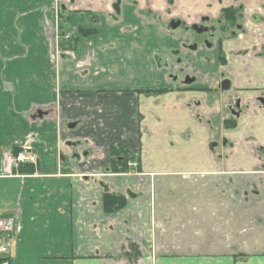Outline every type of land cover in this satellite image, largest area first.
Masks as SVG:
<instances>
[{
	"label": "crops",
	"instance_id": "0c3cea01",
	"mask_svg": "<svg viewBox=\"0 0 264 264\" xmlns=\"http://www.w3.org/2000/svg\"><path fill=\"white\" fill-rule=\"evenodd\" d=\"M117 1L0 0V213L19 217L13 263L264 264V0H122L119 13ZM230 6L241 28L185 56L196 81L179 87L167 62L191 36L172 23ZM61 14L80 38L74 58L57 53ZM157 88L169 91L146 92ZM198 135L200 152L157 147ZM115 144L139 155L141 175L110 170ZM24 146L35 163L1 175L3 154Z\"/></svg>",
	"mask_w": 264,
	"mask_h": 264
},
{
	"label": "flooded vegetation",
	"instance_id": "af4514ba",
	"mask_svg": "<svg viewBox=\"0 0 264 264\" xmlns=\"http://www.w3.org/2000/svg\"><path fill=\"white\" fill-rule=\"evenodd\" d=\"M121 2L122 0L117 1L114 4V9L117 13L120 12L121 8ZM227 8H236L237 11V20L234 22L232 20H228L227 16L223 15V10ZM220 15L216 18H211V17H202L198 19L195 23L188 25L187 23H183L181 21H177L172 23L171 27L174 29H179L182 28V31L184 33H187L191 36V41L190 42H185L182 44L181 48L176 50V53H174L176 56H179V59L176 60L175 57L170 55L169 57L173 59V65L167 62L168 66L173 67V73H172V79L174 80L175 83L179 87H185L188 85L193 84L196 81L195 76H191L190 73L191 67L188 66L189 62L187 63L184 61L185 56H188V54H197L198 48L202 45L207 48L214 47L218 44L219 40L221 41L220 37L224 35H228L229 32L230 34H236L239 28L242 26V14H241V8L240 7H235V6H230L224 8ZM258 19V16L255 17ZM264 20V19H263ZM219 61L223 62V56L221 55L219 57ZM222 60V61H221ZM228 79L223 78L222 82H218V91H222V93H227L231 90V81L230 82V88L228 90H222V83ZM173 82V83H174ZM213 84L216 85V81H212ZM163 89V92L169 91L167 88H157L153 90H159ZM153 90H148L146 91L147 93H152L150 91ZM154 93V92H153ZM160 93H154V94H162ZM237 106H239V103L235 102L233 106H231V110L234 112L238 111Z\"/></svg>",
	"mask_w": 264,
	"mask_h": 264
},
{
	"label": "trees",
	"instance_id": "16d2710c",
	"mask_svg": "<svg viewBox=\"0 0 264 264\" xmlns=\"http://www.w3.org/2000/svg\"><path fill=\"white\" fill-rule=\"evenodd\" d=\"M237 9L236 8H227L223 10V15L227 16L228 20H232L233 22L235 20H237ZM61 18H64V15L61 14ZM63 21V20H62ZM61 21V25L60 28L62 30V32L64 33L65 31H70L68 29H66V26H64V21ZM90 30H80L79 34L82 36H87L90 34ZM80 41V38L78 37V35L73 34L72 38L70 40H65L61 42L60 48L61 49H73L75 50ZM150 92H154V93H162L163 89H159V90H153ZM235 123V121L233 119L230 120H226V124L228 126H233ZM111 154H112V160H111V168L110 170H112L113 173L116 174H122V173H127L129 170L128 167V162L130 160H133L135 157L133 155V153H131L124 145L122 144H115L112 146L111 149ZM27 170V169H26ZM118 195H114L113 193H106L105 194V201L107 204H110L113 200H117L120 203V206H124L123 204V199L121 197V200H119Z\"/></svg>",
	"mask_w": 264,
	"mask_h": 264
},
{
	"label": "built area",
	"instance_id": "2783aa9c",
	"mask_svg": "<svg viewBox=\"0 0 264 264\" xmlns=\"http://www.w3.org/2000/svg\"><path fill=\"white\" fill-rule=\"evenodd\" d=\"M31 148L26 147L25 151L19 152L16 156L9 153L4 155L3 172L12 174L14 168L24 162H34L35 155L28 152ZM19 231L18 219L16 216H5L0 214V259L1 264H11L10 248L12 236Z\"/></svg>",
	"mask_w": 264,
	"mask_h": 264
},
{
	"label": "rangeland",
	"instance_id": "374dc122",
	"mask_svg": "<svg viewBox=\"0 0 264 264\" xmlns=\"http://www.w3.org/2000/svg\"><path fill=\"white\" fill-rule=\"evenodd\" d=\"M60 18H61V15H60ZM62 20L65 21L64 18H61V21ZM59 32H61V31L59 30ZM216 78H217L218 82L223 81V79L220 75H217ZM217 93H219V91ZM209 95L213 96L215 94L209 93ZM221 131L217 132L215 139L220 140L223 143L225 141V135L223 133H221ZM189 134H191V133L190 132L185 133V135H189ZM190 140H191L190 144L174 143L172 145V144L161 143V144H158L157 147L159 149V152L164 154V155L172 154V153L181 154V153H187V152H191V151H199V152L203 151V147H204L203 143L205 142V137H203L202 135H200V136L198 135L197 137L191 138ZM171 141L174 142V140H171ZM154 148H155V144H153L151 146V150H154ZM214 149H215V151H224L223 145L215 146ZM138 157H139V155H138ZM165 158H167V157L165 156ZM168 161L169 162H175L174 160H168ZM158 163L160 164V167L163 168V167H166L163 164H165L167 162L165 160H159Z\"/></svg>",
	"mask_w": 264,
	"mask_h": 264
},
{
	"label": "water",
	"instance_id": "95a60500",
	"mask_svg": "<svg viewBox=\"0 0 264 264\" xmlns=\"http://www.w3.org/2000/svg\"><path fill=\"white\" fill-rule=\"evenodd\" d=\"M229 88H230V82L228 80L224 81L222 83V90H228ZM260 101L262 103H264V99L263 98L260 99ZM40 117H42V114L41 113H40ZM215 145H217V144L212 145V149L214 148Z\"/></svg>",
	"mask_w": 264,
	"mask_h": 264
}]
</instances>
